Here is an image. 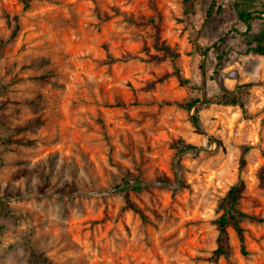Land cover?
Wrapping results in <instances>:
<instances>
[{
	"label": "rangeland",
	"instance_id": "rangeland-1",
	"mask_svg": "<svg viewBox=\"0 0 264 264\" xmlns=\"http://www.w3.org/2000/svg\"><path fill=\"white\" fill-rule=\"evenodd\" d=\"M195 2L0 0V264H264V0Z\"/></svg>",
	"mask_w": 264,
	"mask_h": 264
},
{
	"label": "trees",
	"instance_id": "trees-1",
	"mask_svg": "<svg viewBox=\"0 0 264 264\" xmlns=\"http://www.w3.org/2000/svg\"><path fill=\"white\" fill-rule=\"evenodd\" d=\"M19 3H21L24 7V9H29L31 6L32 0H17ZM185 3L188 5L189 8L193 9L196 2L195 0H185ZM212 10V9H211ZM211 13V12H210ZM208 13V16L210 15ZM239 19L245 23L250 24L252 20L255 18H259V16H256L253 14V12H249L246 10H238ZM224 40V39H222ZM252 52L258 54V55H264V47H257L251 49ZM242 95L243 91L242 89H238L236 92L233 93H227L223 94L218 101H216L218 104L221 105H228V106H239L242 110H245V103L242 101ZM200 102V99H196L194 101L186 103L184 108L187 110H191L197 103ZM195 124L197 126L200 125L199 117L196 115L194 117ZM179 150H188L192 147L189 145H185L183 141H179L176 146ZM246 189V184L243 180H239V182L232 186L229 190L227 196L225 197L221 207L223 209L222 215L217 220V227L219 231L218 239H217V248L213 252V261H219L222 258H228L232 253V246L230 243V236H229V230L232 229L236 233L240 244H241V250L243 254H248L246 251V230L243 227V222L245 220H255L256 218L252 215H249L245 212H243L239 208L240 204V198L243 192ZM135 212H138L136 208H134Z\"/></svg>",
	"mask_w": 264,
	"mask_h": 264
}]
</instances>
